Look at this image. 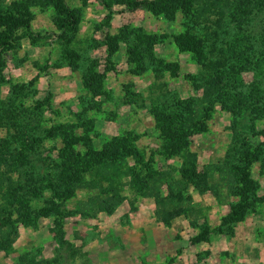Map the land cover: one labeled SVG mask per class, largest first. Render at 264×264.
<instances>
[{"label":"rangeland","instance_id":"374dc122","mask_svg":"<svg viewBox=\"0 0 264 264\" xmlns=\"http://www.w3.org/2000/svg\"><path fill=\"white\" fill-rule=\"evenodd\" d=\"M106 1L0 0V264H264V0Z\"/></svg>","mask_w":264,"mask_h":264},{"label":"trees","instance_id":"16d2710c","mask_svg":"<svg viewBox=\"0 0 264 264\" xmlns=\"http://www.w3.org/2000/svg\"><path fill=\"white\" fill-rule=\"evenodd\" d=\"M100 3H102L106 8L109 10L112 9V6L110 2L106 0H98ZM153 1L148 0H141L136 2V6L144 5L148 8H153L154 4ZM56 6L59 8L60 14L62 15L61 20L57 23V32L56 35L58 37L63 38L66 35V32L69 30H72L75 28L77 24V18L74 13V11L69 7V5L66 3V0H56ZM18 28H23L26 33L29 35H50L52 32H46L45 34H40L39 32H34L29 24V21L27 19L24 20H18L17 22H14L13 27L9 26V31L7 34H3L0 36V48L5 49L7 46L11 44V41L13 40V37L15 35V31ZM177 44L179 45L180 50L184 51L186 50V46L183 44L182 40L176 39ZM75 140H68L67 144L69 146H72L75 144ZM241 187L239 188V194L240 198L238 202H236L230 212L222 218L223 224H230L235 223L238 221H241L249 206V198H250V191L253 188V180L249 176V172L246 171L241 176ZM41 215H47L49 212L43 211L40 212ZM50 213H54V225L56 227L55 232L57 233V237L59 241L63 240L64 232L62 231V219L63 214L59 211L58 208H53ZM207 234H208V228L205 227L200 234L195 236L193 238L194 242H201L207 240Z\"/></svg>","mask_w":264,"mask_h":264}]
</instances>
